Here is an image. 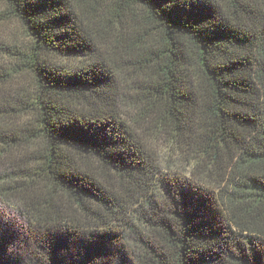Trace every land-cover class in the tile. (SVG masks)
Masks as SVG:
<instances>
[{
	"label": "trees",
	"instance_id": "1",
	"mask_svg": "<svg viewBox=\"0 0 264 264\" xmlns=\"http://www.w3.org/2000/svg\"><path fill=\"white\" fill-rule=\"evenodd\" d=\"M0 6V264H264V0Z\"/></svg>",
	"mask_w": 264,
	"mask_h": 264
},
{
	"label": "rangeland",
	"instance_id": "2",
	"mask_svg": "<svg viewBox=\"0 0 264 264\" xmlns=\"http://www.w3.org/2000/svg\"><path fill=\"white\" fill-rule=\"evenodd\" d=\"M3 6H0V14H2ZM15 39L18 43H28V38L25 35L22 28L13 21H7L0 23V40L5 42H11L12 38ZM58 64L64 65L66 67L72 66L73 61L57 59ZM22 83L30 87L32 85L31 75L26 73L22 76ZM163 142L159 143V146L163 148ZM166 165V164H165ZM165 171L168 173L174 172V169L171 167L165 166ZM25 222L23 221L20 212L12 204L3 203L0 200V231L5 233L6 231L10 232L13 237L9 238L10 245V256L15 259L21 258L22 249L20 248V235L23 232Z\"/></svg>",
	"mask_w": 264,
	"mask_h": 264
}]
</instances>
